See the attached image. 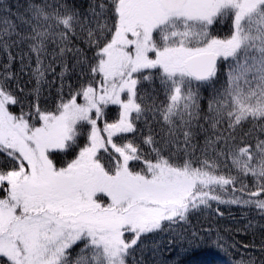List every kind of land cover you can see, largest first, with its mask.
Instances as JSON below:
<instances>
[{"label": "snow or ice", "instance_id": "snow-or-ice-1", "mask_svg": "<svg viewBox=\"0 0 264 264\" xmlns=\"http://www.w3.org/2000/svg\"><path fill=\"white\" fill-rule=\"evenodd\" d=\"M4 23L0 46H10V30L12 44L30 42L38 86L50 45L61 57L79 54L91 79L54 111L29 104L19 113L10 74L0 80V264H129L142 237L165 222L179 226L210 200L264 214V0H91L87 12L33 0L18 25ZM78 32L91 58L68 47ZM221 76L201 115L199 88ZM157 80L160 104L140 87ZM109 105L118 106L111 121ZM149 114L163 122L141 141L153 158L125 139ZM201 119L213 134L199 146L193 121ZM60 154L74 155L59 163Z\"/></svg>", "mask_w": 264, "mask_h": 264}, {"label": "trees", "instance_id": "trees-1", "mask_svg": "<svg viewBox=\"0 0 264 264\" xmlns=\"http://www.w3.org/2000/svg\"><path fill=\"white\" fill-rule=\"evenodd\" d=\"M32 2L33 0H0V29L8 26L4 21H8L9 25H18L21 16ZM61 2H66L81 12H87L91 0H61ZM218 27L221 35L226 34L227 27ZM15 31L18 32L20 29L16 28ZM10 36L11 39L5 37L10 46L8 48L0 46V80H3L6 74H10L7 80L8 89L12 90L21 101L20 105L11 108L13 112L19 113L21 105L24 111H28L29 104H38L42 110L54 111L62 98L67 100L70 94H74L82 84H87L91 79L86 65L78 63L79 54L67 52L61 57L54 54L58 49L50 45L48 52L41 56V70L44 76L38 86L37 77L34 74L36 56L35 53L29 52L30 42L12 44V40H18V37L11 30ZM68 47L81 49L83 56L88 58H91L95 51V49L89 50L79 32ZM226 68L227 65H225ZM224 79L225 77L221 76L215 84L199 88L201 115L207 113L208 101L214 89L221 87ZM158 83V80L155 83L144 82L140 87L142 92L154 96L156 103L160 104L165 101V96L163 90L158 88ZM37 87H39L38 92ZM117 111L118 106L109 105L106 109V119L109 121L115 119ZM147 119V124L143 120L137 122L139 131L134 135L125 134V139L134 140L140 145L141 152L146 158H153L155 154L152 153V146L142 144L141 141L143 136L149 134V128L153 133H159L163 122L159 116L153 117L151 114ZM100 125H103L102 121ZM250 127L251 125H246L244 130L247 131ZM193 130L196 132L193 143L199 146L204 144L206 136L213 134V130L203 119L198 122L193 121ZM156 139L159 140L160 135H156ZM180 139L182 141L183 138L180 137ZM85 142V139H81V146ZM122 142L124 141H117V143ZM180 146L183 147V144L181 143ZM175 147L174 145L173 150ZM73 155L60 154L58 162L70 160ZM195 157L204 158L199 148ZM130 163L134 170H139L142 166V162L139 161ZM231 174L237 175L235 170ZM244 183L248 184V190L256 191L251 177L245 178ZM236 187L239 188L240 184L237 183ZM216 194L221 195L225 201L232 198L230 193H222L219 189ZM236 195L239 196L240 193L237 192ZM260 198L264 199V196ZM163 227V231L149 233L141 238L140 247L129 258V264H158L161 259L166 260L168 264H241L242 261L264 264V251H262L264 249V214L254 206L210 200L208 206L200 205L197 209L190 211L187 220L180 222L179 226L169 227L165 222Z\"/></svg>", "mask_w": 264, "mask_h": 264}, {"label": "rangeland", "instance_id": "rangeland-1", "mask_svg": "<svg viewBox=\"0 0 264 264\" xmlns=\"http://www.w3.org/2000/svg\"><path fill=\"white\" fill-rule=\"evenodd\" d=\"M77 102H78V103H83V102H84V101H83V98L80 97V100H77ZM99 124H100V122H99ZM100 127H103V125H100ZM0 195H2V193H0ZM126 238H127V239H131V236L128 235V234H126Z\"/></svg>", "mask_w": 264, "mask_h": 264}]
</instances>
